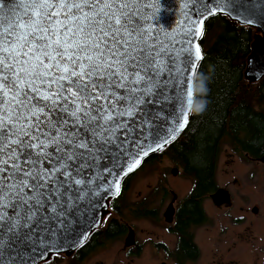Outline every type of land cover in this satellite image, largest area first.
I'll use <instances>...</instances> for the list:
<instances>
[{
    "label": "snow or ice",
    "instance_id": "obj_1",
    "mask_svg": "<svg viewBox=\"0 0 264 264\" xmlns=\"http://www.w3.org/2000/svg\"><path fill=\"white\" fill-rule=\"evenodd\" d=\"M161 4L0 0V264H48L146 144L184 130V73L202 58L190 38L209 16L264 32V0H186L175 27L158 22Z\"/></svg>",
    "mask_w": 264,
    "mask_h": 264
},
{
    "label": "trees",
    "instance_id": "obj_2",
    "mask_svg": "<svg viewBox=\"0 0 264 264\" xmlns=\"http://www.w3.org/2000/svg\"><path fill=\"white\" fill-rule=\"evenodd\" d=\"M258 32L226 15L217 14L207 19L199 38L202 58L193 78L194 99L189 124L162 151L153 155L158 157L165 153L192 182L189 192L178 203L174 230L179 235V248L184 241L196 252L182 256L177 264L197 256L198 248L188 228L200 220L202 202L216 188V170L223 146L255 159L264 154V75L255 82L244 77L246 60ZM148 158L143 159L140 168ZM129 177L122 179L119 194L109 199L108 212L103 213L100 226L90 234L91 243L95 235L105 241L120 238L126 231V224L121 220L126 209L134 206L131 211L135 212L140 209L138 205H142L147 214L150 212L146 203L124 202ZM58 260L59 254H51L48 264H58Z\"/></svg>",
    "mask_w": 264,
    "mask_h": 264
},
{
    "label": "flooded vegetation",
    "instance_id": "obj_3",
    "mask_svg": "<svg viewBox=\"0 0 264 264\" xmlns=\"http://www.w3.org/2000/svg\"><path fill=\"white\" fill-rule=\"evenodd\" d=\"M227 147L228 148L221 149L219 153V158H218V163H219L220 158L222 156L229 157V162H226L225 169H223V175L227 177V180L225 182L226 184H223V186L218 184L217 170H216V183H215L216 188L213 191H211L208 194V197L204 199L202 202V210H203L202 214L203 215L200 217V220H199L200 222L198 221L194 223V225L188 228V231L192 235L193 243L198 248L197 256L194 259L184 261L182 264H197V262H201L200 264H238L237 258L243 254H248L247 256H249L253 262L255 261V259H259L258 261L259 264H264V262L261 263V260L263 261L264 257H261L260 259V256H259L260 253H264V211L262 210L259 204L256 205L255 203L251 204L250 202H248L250 203L251 206H253V208L254 207L257 208V212H253V209H252L251 215L254 217V219H252L251 218L252 216L249 213V210L251 207H248L247 205L245 206L240 201H237V196L234 194L235 189H240L239 188L240 182L238 178L232 177L228 179L229 176L234 172L235 161L244 162L245 160H249V161H253L256 163L257 162L262 163V162L259 159H255L249 156L247 153L242 154L239 152H235L229 146ZM222 152H223V155L221 154ZM150 157L147 159L146 164L151 163L153 161H157V160H163L165 158L169 159V157L165 153L160 154L158 157H154L153 155ZM169 161H170V165L172 166L171 168L176 167L177 169H179V167L176 166L171 159H169ZM140 166L137 168V170L134 171L135 173L136 171H139ZM141 168L143 170L144 166ZM217 169H218V164H217ZM134 172L126 176V177L130 176L129 182L127 183L126 191H129L131 187L132 177L135 174ZM173 176H175L176 178H180L182 180L188 179L189 181H191L190 178H188L186 175L181 173V171H179L176 175H172V177ZM160 183L156 184V186H158V184L159 186L158 187L155 186L156 188L153 190V193H151L150 195L149 193H147V195H145L143 199L134 201L137 203H141V202L146 203L147 210L150 211L148 214L143 209L142 205L141 206L138 205L137 208H140V209L135 212L131 211L132 209L136 208L133 206L129 209H126L124 213L125 214L128 213L130 216L134 218L137 217L138 219H147L152 224L157 223L158 226L162 225V228L164 230L163 236L165 238L166 236H168V240L170 242L168 241L165 242L162 239L157 240L156 242H152L153 256L156 259L155 246H157L159 249H161V254H162L161 260H163L162 264H166L165 260H168L169 256H170L169 258L174 260V264H177V260L182 258V256L184 257V256L193 255L195 254L196 251L191 246H188V244L185 243L184 241H181V248H179V235L174 230L176 209H177L178 203L183 198V196L182 198L179 195L176 196L175 192L173 191V188L170 186L168 187L167 181H165L164 178H160ZM191 186H192V182H191ZM217 188H223L229 192L230 194L229 203H224L218 206L213 203L210 195ZM126 191L124 192L123 197H125ZM188 192H186V194ZM157 195L160 196L159 203L158 205H154L155 201L153 200V198ZM240 197H244V196H240ZM108 201L109 199L106 202L107 209L105 211H107L109 208ZM206 202L207 204L210 205V207L215 212L222 214V215L231 216L230 213L233 210L235 212H238L237 215H233L230 218L231 223L233 224L234 227H236V229H230V227L227 229L226 227V228L220 229V233L219 232L211 233L210 238H209V241H210L209 246L211 245L212 246L208 249V254L206 252L204 253L203 247L199 244L197 240V230L203 226L206 227V225L210 223L209 213H207L206 208H205ZM170 204H172L174 207V214H173L172 222L168 223L165 221L164 211L166 210L167 206ZM103 213L101 215V220H102ZM261 213H263V216L260 220L257 221V217ZM121 220L126 224V231L123 233L122 236H126L129 230V227L131 226H130L129 221H127L124 217H121ZM100 224H101V221H100ZM256 229H258L261 232V237H258L255 235ZM92 231L88 234L85 241L81 245H79L77 248H75L72 253L70 254L61 253V255L65 254V256L67 257L68 259L67 264H71L72 261H74V264H83L85 262V259L91 253H93L96 249L102 247L105 243L108 242V241L102 240V238L99 239L97 237L98 235H95L94 237L95 241L94 243H91L90 240L92 237H90V234L92 233ZM96 239H97V242H96ZM136 241H135L134 246L126 247V248L123 247V248L126 250V252H129L131 255L138 256L140 254L142 247ZM134 251H137V254H134L133 253ZM252 264H255V262Z\"/></svg>",
    "mask_w": 264,
    "mask_h": 264
},
{
    "label": "rangeland",
    "instance_id": "obj_4",
    "mask_svg": "<svg viewBox=\"0 0 264 264\" xmlns=\"http://www.w3.org/2000/svg\"><path fill=\"white\" fill-rule=\"evenodd\" d=\"M260 34V32H258ZM228 148L226 145L222 149ZM223 155V152L221 153ZM226 162H229L228 156H222L218 163L217 169V182L219 185L223 186L226 184L227 177L223 175V169H225ZM171 165L168 158L163 160L153 161L151 163L144 165V171L142 168L136 171L132 177V184L129 191H126L124 202L128 204L143 199L147 193L149 195L153 193V190L159 186L160 178H164L167 181L168 187H172L176 196H184L186 192L190 189L191 181L188 179H180L171 175ZM180 171L178 169L177 173ZM232 177H237L240 182V189H235L234 194L237 196V201H240L243 205L251 207L249 213L251 215L253 206L250 203L259 204L264 211V165L260 162H253L245 160L244 162L235 161L234 172L229 176L228 179ZM161 184V183H160ZM156 186V187H155ZM148 195V197H149ZM244 196V197H240ZM160 196L157 195L153 198L155 201L154 205H158ZM152 200V201H153ZM250 202V203H248ZM205 208L207 213H209L210 223L206 227H201L197 230V240L199 244L203 247L204 253L208 254V249L212 246L210 245V235L211 233H220V229L230 227V229H236L230 221L233 215H237L238 212L234 210L231 211V216H226L215 212L207 202L205 203ZM105 211V213H107ZM252 216V215H251ZM263 216L261 213L257 217V221ZM124 218L129 221L135 235V241L141 245V251L138 256L131 255L129 252L123 248L124 237L108 241L102 247L96 249L91 253L83 264H162V254L161 249L155 246L156 259L153 256V245L152 242L157 240H164L165 242H170L168 236L166 238L163 236L164 230L162 225H157V223H151L147 219H138L130 216L128 213L125 214ZM248 218V217H247ZM254 219V217H251ZM226 230V229H225ZM224 230V231H225ZM255 235L261 237V232L256 229ZM134 246V245H133ZM51 255V254H50ZM49 255V256H50ZM248 254H243L238 257V264H259V259H255L253 262ZM260 259L264 257V253L259 254ZM170 257V256H169ZM165 260L166 264H174V260L169 258ZM67 257L65 254L59 255L58 264H67ZM264 260H261L263 263ZM201 262H197L200 264Z\"/></svg>",
    "mask_w": 264,
    "mask_h": 264
},
{
    "label": "water",
    "instance_id": "obj_5",
    "mask_svg": "<svg viewBox=\"0 0 264 264\" xmlns=\"http://www.w3.org/2000/svg\"><path fill=\"white\" fill-rule=\"evenodd\" d=\"M184 2H186V0H162L161 12L158 13V15H159L158 22L165 27H171L173 25L175 19L177 21H179V19L181 18V7H182ZM222 15H226L229 19L237 22L239 25L250 26V27L256 28L259 31L257 26L250 25L248 23L242 22V21L234 18L235 13H232L231 15L225 13ZM212 16H215V15H211L209 17H212ZM206 20L204 21V23L206 22ZM173 27H175V25H173ZM259 32H260V34H258V33L256 34V36H255V38L251 44V53L247 57L246 69L244 71L245 79L250 81V82H255V81L259 80L264 75V32H261V31H259ZM200 36L201 35H199L195 38H190V39H193L194 45L199 46L201 57H202V52H201V48L199 45ZM185 47H188V45H185ZM199 61L200 60H197L195 62V64L192 66L191 73H187V72L184 73V75L187 77L186 85H187V87H189L190 93H191V95L188 97L189 104L186 103L187 97L185 95V104L183 105V111L187 113L188 120H189V112L191 110V107L193 104V99H194L193 78H194V73H195V70H196V67H197V64ZM176 109H177V113H179V111L181 110V105H179V104L176 105ZM172 112H173L172 106L165 104L163 107V112H161L162 118L157 121V123L160 125L162 130L167 129L169 132H171V129L175 127L174 116L176 114H173V116H168V114L172 113ZM185 128H184V130H185ZM183 131L176 133L175 138L178 137ZM172 141L173 140L170 139L169 143ZM160 142H163V136H162V139ZM169 143H167V144H169ZM149 144H151L152 147H155V145L152 143V141H149ZM167 144H165L164 147ZM144 148H145V151L147 152V155L141 154L139 164H137L136 167L131 172H128L127 168H125L124 172L121 173V175H120V179H119L120 185H121L122 179L125 176H127V175L131 174L132 172H134L135 170H137V168L141 165L143 159L150 157L154 154H157L158 152H160L163 149L162 148V149H159L156 151H152L149 148L148 144H146L144 146ZM259 160L264 165V154L262 155V157L259 158ZM131 163H132V161H129V164H131ZM177 171H178V169L176 167L171 168L172 175H176ZM125 173H127V174H125ZM102 195L104 198L102 200H100V203L96 206L95 210L94 211L90 210L88 212L87 218L81 217L79 225L77 227H75L74 231L70 235L65 237L64 242H63V246L59 247L58 250H54V251L50 252L48 255H50V254H61V253H65V254L72 253L75 248H77L79 245H81L85 241L88 234L92 230L98 228L100 221H101V215L107 209V203H106L107 200L115 197L117 194H115L114 192H109L107 194L102 193ZM210 197H211L213 203L217 206L230 202V194L227 190H225L223 188H217L210 195ZM253 212H257L256 207L253 208ZM173 214H174V207L172 204H170L167 206L166 210L164 211L165 221L168 223L172 222ZM134 244H135L134 231L131 227H129V230H128L125 238H124L123 247L124 248L131 247ZM42 261H44V260H40V261H38V263H40Z\"/></svg>",
    "mask_w": 264,
    "mask_h": 264
},
{
    "label": "bare ground",
    "instance_id": "obj_6",
    "mask_svg": "<svg viewBox=\"0 0 264 264\" xmlns=\"http://www.w3.org/2000/svg\"><path fill=\"white\" fill-rule=\"evenodd\" d=\"M207 21V20H206ZM205 24V23H204Z\"/></svg>",
    "mask_w": 264,
    "mask_h": 264
}]
</instances>
